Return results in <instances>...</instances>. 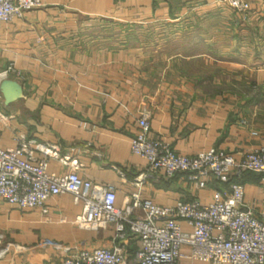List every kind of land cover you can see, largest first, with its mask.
Returning <instances> with one entry per match:
<instances>
[{"label":"crops","instance_id":"1","mask_svg":"<svg viewBox=\"0 0 264 264\" xmlns=\"http://www.w3.org/2000/svg\"><path fill=\"white\" fill-rule=\"evenodd\" d=\"M42 1L22 18L0 21V73L13 63L7 79L21 86L8 102L1 89L6 78L0 80V147H17L22 140L57 144L68 160L50 158L48 172L76 171L98 186L114 187L119 208L132 207L136 197L172 205L193 199L208 203L216 190L228 194L230 183L210 179L200 188L185 175L150 172L147 161L132 152V140L145 116L150 136L167 140L182 154L218 149L240 159L264 146V51L255 45L245 57L242 47L261 41L264 0H248L245 23L223 0ZM194 18L202 23L190 24L183 53L158 37L151 38L156 45H147L148 28ZM193 36L205 49L195 57L185 44ZM194 58L205 62L193 67ZM246 58L251 60L244 66ZM210 59L221 73L230 67L236 80L248 71L244 87L254 92L209 81ZM43 157L36 152V158ZM232 181L244 185L243 207L264 220L261 174L245 171ZM47 209L0 200V264H62L75 250L97 247L118 248L129 257L139 247L128 229L117 236L114 222L81 223L83 201L71 194L51 197ZM132 215L145 212L134 207ZM190 252L183 247L185 256L177 264H208L186 257Z\"/></svg>","mask_w":264,"mask_h":264},{"label":"built area","instance_id":"2","mask_svg":"<svg viewBox=\"0 0 264 264\" xmlns=\"http://www.w3.org/2000/svg\"><path fill=\"white\" fill-rule=\"evenodd\" d=\"M223 1L242 19L248 18L251 6L247 0ZM43 5L42 0H0V21L22 18L27 11ZM14 71L10 63L0 73V80ZM139 124L131 150L147 161L150 172L168 178L185 175L200 188L215 179L230 183L231 191L224 194L216 190L208 203L193 199L159 205L136 197L132 207L119 208L114 187L98 186L76 171L48 172L50 158L68 160L61 156L57 144L22 140L17 147H0V200L47 213L51 197L71 194L76 201H83L84 210L78 218L81 223L103 227L114 222L117 236L129 231L140 242L129 257L118 248L97 247L75 250L64 257L62 264H177L185 256L182 248L186 246L191 250L186 257L208 264H264V220L243 207L244 185L232 181L245 171H253L261 174L264 182V146L246 152L240 159L218 149L186 155L175 151L167 140L151 137L145 116ZM36 152L44 157L36 158ZM134 207L141 208L145 216L131 217ZM180 220L191 230H183Z\"/></svg>","mask_w":264,"mask_h":264},{"label":"rangeland","instance_id":"3","mask_svg":"<svg viewBox=\"0 0 264 264\" xmlns=\"http://www.w3.org/2000/svg\"><path fill=\"white\" fill-rule=\"evenodd\" d=\"M223 2L225 3V5L227 7H229L232 10H234L226 1H223ZM250 12H251V10L249 11V14H250ZM249 14H248V17H249ZM238 17L244 23L248 19L247 18L246 20H244L239 15H238ZM180 22L181 23H179L178 26L177 25L176 26H173V25L172 26H162V25L157 26L156 25L154 27L148 28L149 31H148V33L145 34L146 38L148 39V40H146L147 45L153 46V44H155V43L153 42V39H151V38H153V37L157 38L158 37V38H160L163 41L164 44H169L170 43L171 45L177 46L174 49V50H176V52H179V50H180L181 53H183L184 45H182V44H183V40L185 38V34L191 29L190 24L191 23L195 24V25L196 24H201L202 21L199 18H194V19H192L191 21H188V22H183V21H180ZM211 30H213V28H211L209 30L210 32L207 33V36L212 34ZM259 33H260V36H261L260 37L261 38L260 43H254V42L251 43V42L248 41V43L245 42V43L242 44V47H245L244 50H246L245 53H244L245 57H249V51L253 50L255 45H256L257 48L260 47L261 50L264 51V29L262 31L259 30ZM250 34H251V32H250ZM250 34L248 32L247 34H245V36L248 37V36H250ZM194 36H193L191 42L185 43V44L191 45L193 47V49L189 53L195 57V55H199L201 53V51L204 49V46H203V48L200 47L199 46V44H200L199 39H197V37L194 38ZM169 37L173 38L172 42L168 41ZM248 40H250V38ZM196 41H199V42H196ZM207 53L211 54L212 52H210L207 49ZM250 60H251V58H248V59L246 58L245 60L242 59L241 64H243L244 66L246 64H250L249 63ZM200 61L205 62V59L201 60L200 58H197V59L194 58L192 60V63L194 65L193 67H196ZM196 62H198V63H196ZM215 65H216V61L215 60H212V59L208 60V65H207V66H209L208 67V72H209V74H213V75H210L209 81H211V82L220 81L221 84H226L225 85L226 87L229 86V85L234 87V85H235L236 88L242 89L243 91H246V93H250L251 92V94H252L254 92L253 89H252V91H249V90H247L248 88L244 87V85L247 84L246 82L249 81V79L251 78L249 76V74H248L249 73L248 71H246V72L244 70L241 71L239 79L236 80V78L232 77L231 73H229V72H231L230 70H232L230 67H226L225 72L221 73V71L219 69H217ZM198 76L199 75H196V77H198ZM253 77H254V75H253ZM253 77H252V79H253ZM252 79H251V81H252ZM254 90H256V88Z\"/></svg>","mask_w":264,"mask_h":264},{"label":"water","instance_id":"4","mask_svg":"<svg viewBox=\"0 0 264 264\" xmlns=\"http://www.w3.org/2000/svg\"><path fill=\"white\" fill-rule=\"evenodd\" d=\"M1 89L3 90L7 101H12L17 98L21 93L20 84L12 79H4L1 82Z\"/></svg>","mask_w":264,"mask_h":264}]
</instances>
